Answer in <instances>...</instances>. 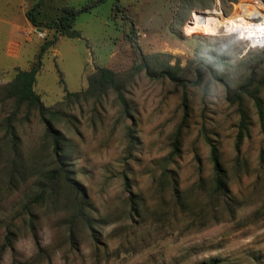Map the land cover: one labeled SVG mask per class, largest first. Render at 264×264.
Here are the masks:
<instances>
[{"label": "rangeland", "instance_id": "1", "mask_svg": "<svg viewBox=\"0 0 264 264\" xmlns=\"http://www.w3.org/2000/svg\"><path fill=\"white\" fill-rule=\"evenodd\" d=\"M39 1L0 0V18L17 13L21 24L19 5ZM243 1L41 0V26L15 33L0 20V264H264V47L188 21L206 8L239 12ZM92 4L76 16L81 36H59L43 53L33 86L54 113L60 158L37 109L16 107L4 87L53 36L51 19ZM140 54L177 80L129 76ZM97 66L120 75L125 105L112 88L67 94L84 90ZM211 144L225 193L215 189Z\"/></svg>", "mask_w": 264, "mask_h": 264}, {"label": "trees", "instance_id": "2", "mask_svg": "<svg viewBox=\"0 0 264 264\" xmlns=\"http://www.w3.org/2000/svg\"><path fill=\"white\" fill-rule=\"evenodd\" d=\"M41 0L37 2L34 7L26 11V16L34 26H41L42 23L36 18V13L38 12V7ZM93 7L92 5H85L80 8H72V7H64L63 11L57 17L51 19L45 26L49 29H53L54 33L51 38H45L42 44L40 45L39 52L37 54L36 60L32 63L30 68L28 69H20L18 68L13 79L5 85V96L8 98H12L16 107H19L21 104L26 103L28 105L33 106L37 109L38 113L41 115V118L45 122L46 131L52 135L54 142V151L58 157H62L65 154V149L60 145L63 141V137H60L58 134V130H56L53 126V123L48 116L50 109L46 107L40 99L39 94H37L33 88L36 75L39 72L42 65V55L43 53L53 46L59 36H68V37H79L81 36L80 30L74 28V23L76 16L83 11H90ZM129 36V35H128ZM130 41L136 45H138L133 41V39L129 36ZM153 54H140V62L135 63L131 66L129 76L139 72L141 69L145 70V73L149 76L157 74L159 76H167L171 80H177V76L175 73L171 72L169 69H162L158 72L153 71L150 66V58L153 57ZM124 81H122L120 75L112 69L105 66H97L96 70L90 73L87 76V87L78 93L68 92L67 94H83V95H94L105 92L108 88H112L116 91L117 97L120 102L125 105V98L121 91V85ZM259 83L264 85V73L259 79ZM66 90V89H65ZM252 96L255 105L258 110L259 117L262 121V107L261 102L258 96L250 93ZM185 96L183 97V105H185ZM246 129V123L244 120V115L241 113L239 131L236 137V145L240 144L243 136L244 130ZM210 158L214 167V175H215V189L217 191H221L223 193L227 190L226 181L224 179V169L222 167L221 161L219 159V153L216 145L211 144L210 147ZM60 163L63 161L59 160ZM60 170V169H59ZM61 171V170H60ZM63 177L67 179L69 185L77 192L80 193L81 189L79 184L68 174V170H63ZM82 214V213H81ZM84 220L87 221V217L82 214Z\"/></svg>", "mask_w": 264, "mask_h": 264}, {"label": "bare ground", "instance_id": "3", "mask_svg": "<svg viewBox=\"0 0 264 264\" xmlns=\"http://www.w3.org/2000/svg\"><path fill=\"white\" fill-rule=\"evenodd\" d=\"M236 7L239 12L233 11V13L228 15L214 8L194 11L191 16L192 19L190 18L188 20H192L190 22V28L199 33L209 35H216L220 29H224L229 33H236L239 38L245 39L248 42L257 43L258 38L253 25H250L245 20V15L250 14L248 9H246V5L238 3ZM254 8L260 10L261 6L254 4ZM260 25L264 27V20L260 21Z\"/></svg>", "mask_w": 264, "mask_h": 264}, {"label": "built area", "instance_id": "4", "mask_svg": "<svg viewBox=\"0 0 264 264\" xmlns=\"http://www.w3.org/2000/svg\"><path fill=\"white\" fill-rule=\"evenodd\" d=\"M218 1L219 0H217V3ZM242 3L246 5V9H248V11L250 12V14L245 15V20H247L250 25H253L254 31L257 34L258 38L257 43H248L250 44V46L264 47V27L260 25V21L264 20V2L262 0H244ZM254 4L261 6L260 10L254 8ZM218 9L223 12L220 7H218Z\"/></svg>", "mask_w": 264, "mask_h": 264}, {"label": "crops", "instance_id": "5", "mask_svg": "<svg viewBox=\"0 0 264 264\" xmlns=\"http://www.w3.org/2000/svg\"><path fill=\"white\" fill-rule=\"evenodd\" d=\"M7 3H9V2L7 1ZM19 6H20L19 17H20V19L23 20V23L19 24L18 22H16L15 19H16L17 13L8 15L3 19L0 18V20L3 21L4 24L11 27V32L15 31V33H18V32L20 33L21 28L23 27V24H25V23H27L29 26H32L31 22L29 21V19L26 16L27 10H25V8L23 7V4L19 5ZM21 34L23 36H26V32L23 33V31H22ZM29 39H30V37L28 36L27 40H29ZM7 44H9V47L14 46V48H15L14 56H17L16 52L19 51L20 46L22 45L21 41H19L18 38H15V36L12 33H10Z\"/></svg>", "mask_w": 264, "mask_h": 264}, {"label": "water", "instance_id": "6", "mask_svg": "<svg viewBox=\"0 0 264 264\" xmlns=\"http://www.w3.org/2000/svg\"><path fill=\"white\" fill-rule=\"evenodd\" d=\"M39 30H42V29L39 28Z\"/></svg>", "mask_w": 264, "mask_h": 264}]
</instances>
